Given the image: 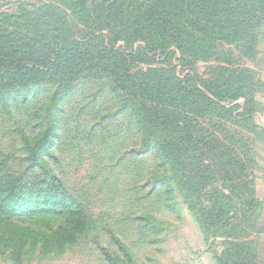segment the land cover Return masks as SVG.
<instances>
[{"label": "trees", "instance_id": "1", "mask_svg": "<svg viewBox=\"0 0 264 264\" xmlns=\"http://www.w3.org/2000/svg\"><path fill=\"white\" fill-rule=\"evenodd\" d=\"M263 26L264 0H0V91L107 78L142 148L169 164L216 264H255L261 202L241 128L255 113L261 83L247 63ZM53 188L0 175V230L26 240L17 222L42 212L65 215V233L76 216Z\"/></svg>", "mask_w": 264, "mask_h": 264}, {"label": "rangeland", "instance_id": "2", "mask_svg": "<svg viewBox=\"0 0 264 264\" xmlns=\"http://www.w3.org/2000/svg\"><path fill=\"white\" fill-rule=\"evenodd\" d=\"M254 59L247 63L253 71ZM261 89L264 104L261 83L255 113L241 128L254 141L258 175L264 172ZM141 141L129 103L107 78L63 91L48 84L0 91V175L29 187L54 186L76 216L65 233V215L26 217L17 222L26 240L17 241L2 224L0 264H216L166 159ZM161 173L163 184H156ZM256 189L264 203V186Z\"/></svg>", "mask_w": 264, "mask_h": 264}, {"label": "crops", "instance_id": "3", "mask_svg": "<svg viewBox=\"0 0 264 264\" xmlns=\"http://www.w3.org/2000/svg\"><path fill=\"white\" fill-rule=\"evenodd\" d=\"M256 51L257 55L254 61L252 62V68L258 73V78L261 81L262 85L264 86V27L261 30L260 35L258 36V40L256 42ZM263 89L259 90L256 94V100L258 107L264 108L263 103H259L258 100H260L261 97L260 94ZM264 97V96H263ZM261 112H258L260 114ZM255 169H254V176H255V193L256 198L261 202V207L259 211V216L256 223V234L254 236L255 240V247H256V257H255V264H264V203L259 198V191L256 189V187L261 188L264 186V172H261L262 174L258 175L257 170L260 168L259 163H257V157ZM263 190V189H262Z\"/></svg>", "mask_w": 264, "mask_h": 264}]
</instances>
